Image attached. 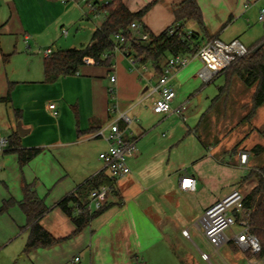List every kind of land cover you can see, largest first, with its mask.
I'll return each instance as SVG.
<instances>
[{
    "label": "crops",
    "instance_id": "0c3cea01",
    "mask_svg": "<svg viewBox=\"0 0 264 264\" xmlns=\"http://www.w3.org/2000/svg\"><path fill=\"white\" fill-rule=\"evenodd\" d=\"M153 1L156 3L139 23L141 28L134 31L135 37L144 33V27L160 35L175 23L174 10L182 0H124L134 13ZM197 2L208 35L215 40L225 44L238 40L248 49L264 42V24L258 21L264 0ZM92 15L99 12L82 1L64 5L59 0H0V99L10 94L9 102L0 101V141L8 142L6 147L0 146V264H67L74 257H79L81 264H211V257L205 260L202 254L195 258L183 250V239H205L199 228L201 216L236 186L224 194L210 188L211 196L202 199L200 192L210 183L204 167L215 170L220 161L215 157L214 146H205L199 139L202 151L193 168L167 164L166 154L179 145L181 133L170 136L165 145L156 141L159 135L165 136L163 131H171L170 122L177 114L154 113L158 98L154 92L158 80L155 73L146 64L145 68L131 69L126 56L116 53L110 67L89 63L76 75L54 83L44 80L45 51L51 49L55 53L89 45L105 16L95 25L85 27L89 34L80 48L76 36L69 39V32L63 35L62 30L71 27L78 32L82 29L80 24L90 21ZM185 31L199 29L195 23H189ZM6 56L9 60L4 63ZM200 62L193 60L169 82L177 93L173 110L187 104L185 116H177L195 124L194 129L187 126L188 135L195 131L218 96L217 93L210 98L202 92V83L210 84L221 76L211 78ZM112 76L116 77L115 83L110 79ZM189 103L194 110H190ZM51 104L56 105L57 117L49 110ZM112 106H116V112H110ZM120 114L132 119L128 126L122 122L119 125L125 131V139L136 143V152L128 161L131 173L116 180L108 205L81 232L74 234L76 226L58 204L77 194L100 173L110 176L99 159L109 145L96 134ZM14 133L19 136L22 148L41 149L23 167L16 153L7 152ZM202 133L206 135L203 130ZM182 177L195 178L196 190L183 191ZM26 185L34 189L48 208L38 223L59 241L29 254L23 251L30 225L20 206ZM89 197V194L79 196L82 202ZM6 202L11 204L2 211ZM236 226L239 231L232 230L228 237L241 231ZM229 245L239 250L235 244Z\"/></svg>",
    "mask_w": 264,
    "mask_h": 264
},
{
    "label": "trees",
    "instance_id": "16d2710c",
    "mask_svg": "<svg viewBox=\"0 0 264 264\" xmlns=\"http://www.w3.org/2000/svg\"><path fill=\"white\" fill-rule=\"evenodd\" d=\"M78 2L81 0H77ZM91 1V0H89ZM96 6L95 11L103 13L105 21L94 32L91 42L82 49H69L53 53L44 61V80L46 83H54L58 79L66 76L78 74L80 69L89 63L99 66L110 67L113 63L115 53L114 48L117 46L115 37L121 35L125 39V44H130L134 54L141 58L140 62L146 64L150 62L153 66L155 75L159 78L162 74V68L171 56L176 55H193L207 42L215 40L208 35L203 22V15L197 0H182L175 7V23L162 32L160 35H154L144 27L143 31L149 34L148 41H136L134 31L131 29L133 23H141L142 18L151 9L153 3L144 7L139 12H132L126 6L124 0H104L103 4L93 1ZM189 23H195L199 31H185ZM175 33H171L172 29ZM190 33L191 39L184 40L178 36V33ZM203 36V37H202ZM202 39H206L202 43ZM124 45V48L125 46ZM9 56L4 57V63H7ZM231 72L225 75V84L219 87V95L212 100L209 109L204 113L200 124L196 127L195 132L203 128V121L206 119V125L203 130L206 135H210L208 128L209 119L217 112V103L220 101L222 93L231 84L232 79L236 78L243 83L245 88H255L252 95V112L264 106V42L253 49L246 57L239 59L231 67ZM229 74V75H228ZM222 76V75H218ZM1 102H9L10 94L6 98L0 99ZM199 140L205 145V141ZM263 150L261 146H256L253 152L260 153ZM7 152L16 153L21 167L27 165L36 158L41 149H24L21 147L20 138L17 133L10 137L9 150ZM253 172L246 180L252 178ZM258 176V183L254 189L246 195L244 205L250 210L251 233L254 234L262 245V253L259 257L264 256V198L257 206L258 198L264 195V168ZM245 180V181H246ZM116 180L111 176H106L104 172L92 178L82 186L77 194L70 195L63 199L58 206L72 220L76 226L74 234L81 232L91 220L100 212L91 214L89 212L75 216L76 205L83 203L79 196L89 194L98 188L107 186L112 191ZM11 203L6 202L2 211L7 209ZM30 225V236L23 254H29L38 248H47L57 244L55 239L46 231L38 220L48 212L44 201L40 199L31 186L24 187V199L20 203Z\"/></svg>",
    "mask_w": 264,
    "mask_h": 264
},
{
    "label": "built area",
    "instance_id": "2783aa9c",
    "mask_svg": "<svg viewBox=\"0 0 264 264\" xmlns=\"http://www.w3.org/2000/svg\"><path fill=\"white\" fill-rule=\"evenodd\" d=\"M64 5L77 3V0H59ZM86 3L90 9L95 10L96 6L92 1L81 0ZM258 21L264 24V7L261 8ZM141 28L139 23H133L131 29L133 31ZM177 28L170 32L173 34ZM67 30L63 29L62 34L66 35ZM178 36L184 40H190V33L179 32ZM149 34L144 32L136 41L143 42L149 40ZM117 46L114 53H121L126 56L131 69L138 70L145 68V64L140 62L141 58L134 54L130 44H125V39L121 35L115 37ZM124 45L125 48H124ZM253 49H248L238 40L229 44L222 43L218 40L207 42L199 47L193 55H176L168 58L166 64L162 68V74L157 80L154 92L158 95L154 103L153 111L158 115H168L175 113L182 118L187 111V104L181 105L177 110H173L172 103L176 99L177 93L172 85L169 84L171 77L178 71L186 68L193 60L198 59L202 62L205 69L211 73V78L223 74L239 59L246 57ZM53 54L51 49L45 51L46 58ZM112 83H115L116 77L112 76ZM113 93V90L111 91ZM49 110L54 117L59 115L56 105H49ZM116 106L110 108V112H116ZM126 126L132 123V119L126 114H120L119 117L110 124L106 129L97 132L96 137H101L108 142V150L102 152L99 159L103 162L105 169L109 172L114 180L127 177L130 173L128 165L136 152V143L125 139V131L120 128V123ZM8 144L6 139H1L0 146L6 147ZM241 165L248 163V156L243 154L240 156ZM183 191H195L196 179L193 177H182ZM112 190L108 187H101L90 193L89 200L76 205L75 216L89 212L91 214L102 211L111 198ZM246 195L239 190H233L227 197L221 201L208 207L199 220V228L208 244L214 252H218L223 246L233 243L239 250L248 255L247 264H264V256L259 257L262 253V245L259 239L251 233L250 226V210L244 205ZM238 225L241 231L233 234L232 238L228 237L226 232L232 230ZM187 234V232H184ZM188 236V234H187ZM203 259L209 260L210 256L203 254ZM67 264H81L79 257H74Z\"/></svg>",
    "mask_w": 264,
    "mask_h": 264
},
{
    "label": "rangeland",
    "instance_id": "374dc122",
    "mask_svg": "<svg viewBox=\"0 0 264 264\" xmlns=\"http://www.w3.org/2000/svg\"><path fill=\"white\" fill-rule=\"evenodd\" d=\"M91 1H97L100 4L104 3V0ZM152 3L154 5L156 1ZM90 18V21L85 20L80 24L82 29L78 32H76L75 28L72 29L71 27H66L65 29L70 34L69 39H73L76 36L75 40L79 44L78 48L82 47V44L85 43L86 35L89 34L87 29L88 25H95L96 22L98 23L103 20L104 14L99 13V15H92ZM198 62L200 61L198 60ZM200 63L202 64V62ZM146 66L149 71L154 73L153 66L150 62L146 63ZM230 72L231 68L221 74L222 78H217L210 84L202 83V92L210 98L215 97L217 93L219 95L218 86L221 87L225 84V75ZM254 91L255 88L247 89L241 81L233 78L231 84L222 93L220 101L217 103L218 113L213 114L209 119L208 128L211 131L210 135L204 136L202 133L207 122L206 119L203 121L204 126L200 131H192L188 135L187 126L194 129L195 124L192 121H183L177 115H173L174 117L170 122L171 131L166 129L163 131L165 134L164 137L159 135L156 138V141L165 145L169 141L170 136L172 137L173 134L181 133L179 145L174 146L172 149L170 148V152L166 154V162L167 164L170 162V166L172 167L177 165H188L187 168L194 167V162L199 160L200 157L197 156L202 151V148H200L201 144H199L200 142L198 140L199 138L203 139L206 144L214 146V154L216 159L220 161V167H215V170L207 165L204 167V174L210 180L207 189L205 188L203 192H200L204 200L211 196L210 191L213 188L219 190L221 194H224L236 186L235 190H239L243 195H247L258 183L257 175L264 168V106L254 113L252 112V95ZM191 104L189 103L188 106L190 110L193 109V107L191 108ZM256 146H261L263 150L260 153L253 152ZM243 154L248 156L246 166H241L239 162V156ZM250 172H253L254 175L252 178L246 180ZM255 180L257 182H254ZM242 181L243 183L241 184L240 182ZM232 230L234 232L239 231V228L235 226ZM232 230L226 232L227 236L231 235ZM184 236L188 238L187 234H184ZM183 240V247L185 248L183 250H188L195 258H200L202 254H206L212 258L211 264H218L221 261L227 264H246L247 262L245 253L241 250H233L229 244L223 246L215 253L203 238L196 239L192 237V241L187 239Z\"/></svg>",
    "mask_w": 264,
    "mask_h": 264
},
{
    "label": "water",
    "instance_id": "95a60500",
    "mask_svg": "<svg viewBox=\"0 0 264 264\" xmlns=\"http://www.w3.org/2000/svg\"><path fill=\"white\" fill-rule=\"evenodd\" d=\"M263 198H264V195L261 194L260 197L258 198L257 206L260 205V203L262 202Z\"/></svg>",
    "mask_w": 264,
    "mask_h": 264
}]
</instances>
